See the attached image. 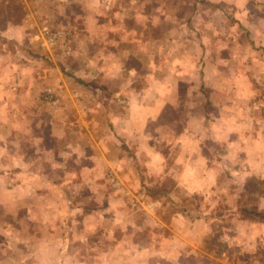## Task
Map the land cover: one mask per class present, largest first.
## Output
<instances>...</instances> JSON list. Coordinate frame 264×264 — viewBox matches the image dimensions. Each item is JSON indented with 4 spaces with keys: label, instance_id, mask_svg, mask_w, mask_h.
Returning <instances> with one entry per match:
<instances>
[{
    "label": "clouds",
    "instance_id": "9594fccd",
    "mask_svg": "<svg viewBox=\"0 0 264 264\" xmlns=\"http://www.w3.org/2000/svg\"><path fill=\"white\" fill-rule=\"evenodd\" d=\"M208 3L223 7H197L191 28L162 7L145 15L138 0H33L26 20L0 25V206L20 225L0 223V264H179L202 240L256 252L264 224H248L238 201L247 181L264 182V0ZM161 15L174 25L169 38L146 42ZM127 19L142 31H126ZM109 33L134 51H121ZM136 56L142 62L130 63ZM46 57L70 73L55 75L60 95L62 83L73 87L80 110L98 122L95 140L78 132L65 143L64 163L51 152L26 161L20 148ZM184 93L187 119L160 124ZM60 104L50 100L48 110L63 123ZM56 135L65 139L63 129ZM73 156L79 173L65 171ZM254 196L264 214V195Z\"/></svg>",
    "mask_w": 264,
    "mask_h": 264
},
{
    "label": "rangeland",
    "instance_id": "374dc122",
    "mask_svg": "<svg viewBox=\"0 0 264 264\" xmlns=\"http://www.w3.org/2000/svg\"><path fill=\"white\" fill-rule=\"evenodd\" d=\"M19 2V0H17ZM129 1V0H127ZM137 7L140 5H143V11L145 15L152 16V15H160L156 12V7L152 6L150 2L147 3H139ZM167 3H173L175 0H166ZM180 5H178L177 8H169L172 10V12H176V15L174 14V17L178 20H184L188 18L189 21V27L191 28V17L190 14L194 13L196 8L199 6L204 7H212L213 9L216 7H221L220 5H210L208 3V0H196V4L193 7H189L190 0H179ZM16 2V1H13ZM11 5V6H5L6 9L9 10L13 15H19L22 12V7L18 4ZM256 2V0H252V3H250L248 6L250 8L253 7V4ZM148 4V5H147ZM176 10V11H175ZM255 10V9H253ZM260 15H264V13H259ZM62 19V18H61ZM207 19V17H205ZM231 19V18H230ZM161 25L157 28H152L151 23H149L148 28L149 31L145 33V41L152 40L154 42L162 41L165 38L168 37V33L174 25L171 23H165L164 22V16H160ZM73 28L76 29V31H80L77 25L72 24ZM126 27H128L129 31L136 30L137 33L141 32L142 29L139 28V26L136 25L134 20H130L126 24ZM74 34V33H73ZM119 36L117 34H110L108 35V39L115 40L116 37ZM115 42L118 44L119 49L121 51H124L128 47V51H134V45L128 42H123L121 40H115ZM101 47V46H100ZM113 52H115L116 48H110ZM222 58L227 59V56L225 53H221ZM142 62V58L139 56L136 57H130V63L133 64H139ZM54 64L53 60L50 58H45V64L40 67L38 72L36 73V76H38L39 79L44 78V74H47L50 72L48 68L49 65ZM55 65V64H54ZM60 73H63L65 76L70 75V73H65L63 68H59ZM59 74V72H57ZM51 76V75H50ZM81 84L83 81L80 82ZM88 87H93V85H88ZM46 88H49L51 90V99H44L43 96L45 95ZM64 95L61 96L56 92L55 89L52 88L51 85L49 87L40 86L36 90V93L38 92L39 99L41 100V103H38L36 111L38 112V120H33V126L36 129H44L46 134H49L51 132L50 137H46L44 139L42 136L38 137L42 140V147L48 146V150L51 148L53 158L58 163H64L63 159L59 156V152L61 150L67 151L68 149L64 148V145L66 142H71L75 139V133H78L79 130L84 129L85 133L84 135L88 136L89 139L95 140V133L97 130L98 122L93 121L91 114H84L80 110V105L83 102L82 97H77L73 91V87L66 86V89H64ZM207 95V93H204ZM193 96H195V93H193ZM61 101L60 106L64 109L62 121L57 120L51 111L48 110V102L49 101ZM189 97L186 95V93L181 95L180 98V109L178 112H174L171 105H168V110L166 112H162L161 116L159 118V123L162 125H172V122L174 120H178L181 118H184L185 120L187 117L185 116V112L188 111V109L185 107L186 103L188 102ZM194 103H198V101H192ZM193 115H198L200 112L199 107H197L194 110H191ZM50 115V118L46 120L47 118L45 116H42L43 114ZM163 116H165L163 118ZM41 121H43L41 123ZM39 124V127H37V124ZM58 129H63L65 139L60 140L58 139L56 133ZM43 131V130H42ZM43 131V132H44ZM207 144L209 147H215L212 145L211 141H207ZM12 149V147H11ZM23 152L26 153L28 156L32 152H35V148L30 151V145L29 143L26 144L25 147L22 148ZM34 150V152H33ZM92 148L86 146V151L88 154H92ZM206 156L210 155L208 149H205ZM31 155V154H30ZM76 157L73 156L70 160L67 161V166L65 171L68 173L71 172H77L79 173L82 171V169L77 168V166L73 163L75 161ZM84 163L91 167V162L84 161ZM49 170V169H48ZM51 172V169H50ZM60 175H63L64 173H59ZM261 188L264 187V182L259 185ZM259 186L256 184H253L251 180L247 181L245 184V193H247V199L244 198L245 193H242L241 200L238 201L240 204V211L243 213V219L250 225L252 224H264L263 221H260V218L248 211H255L252 207V202L255 199L254 194L258 193ZM91 195L90 190H85L81 196L83 198H88ZM25 211L26 209H20L18 213V218L23 222V219L25 218ZM256 212V211H255ZM258 213V212H256ZM262 215L261 213H259ZM5 222H11L14 226L20 227V225H17L15 221L12 220V217L8 214H6L5 209L0 206V223ZM235 232L230 233V235L235 236ZM3 238L0 237V240ZM23 247V245H21ZM187 250L189 252H193L192 256H181L179 264H264V241H260L258 239V247L256 252H245L241 247H233L229 248L226 242H215V240H202L198 244H191L188 245Z\"/></svg>",
    "mask_w": 264,
    "mask_h": 264
},
{
    "label": "crops",
    "instance_id": "0c3cea01",
    "mask_svg": "<svg viewBox=\"0 0 264 264\" xmlns=\"http://www.w3.org/2000/svg\"><path fill=\"white\" fill-rule=\"evenodd\" d=\"M13 1L18 2L17 0H0V25H3L4 22L6 20H9V19H11L13 21H17L19 19L26 20L31 15V13H32V7L31 6H32L33 0H19L18 4L20 3L19 5L23 9L22 12L19 15H13L9 10H6V11L4 10V8L6 9L5 6H7V5L8 6H11V5L14 6V4H17L16 2H13ZM147 2H150L152 6L156 7V9L157 8H161V7L164 8L167 12H169V14H172V15H174V14L176 15V12L175 13L172 12V10L169 9V8H177L178 5H180V1L179 0H175L174 1V4L173 3H167L166 0H141V1H139V3H141V4H143V3L145 4ZM124 3H125V5H127L128 3H130V0L129 1L124 0ZM220 6L223 7V5H220ZM73 7H75V6H73ZM109 19H111V17H109ZM130 20H133V19H127L124 22L126 31H129L128 27H126V24L128 22H130ZM111 22H112L113 25L116 24V21L115 20H111ZM71 23L72 24H75V25L80 24V22H78L75 19V17H72ZM105 23H107V21L105 19H101L100 22H99V25H103ZM78 28H79L80 31H85V29L82 26V24ZM37 34H38V32H37ZM110 34H113V33H109V35ZM115 40H120V36H117ZM100 46L102 47V45H100L99 42H97L96 47H100ZM110 48H111V46H109V50L112 51V49H110ZM124 51H128V47ZM47 69H49L50 72L48 73V75L47 74H44L43 75L44 78L39 79L38 76H36V74H35V78H36V80L38 82V85H40L41 87L42 86L49 87V85H51L52 88L55 89L58 94H60L59 91L57 90L56 78H55V75L57 74V72L60 73V69H56L54 64L49 65ZM53 69H55V73L53 72ZM29 87H32V85H29ZM61 87L63 88V90L66 89V85H64L63 83L61 84ZM64 92H65V90H64ZM35 99H36V107L30 110L32 114L31 115H28L27 112L25 113V116H26L27 120L29 121V123H28L27 126L31 130V135H30V137L29 136H22L21 137V140H20V148H21V151L23 152L22 148L25 147L26 144L29 143V145H30V151H31L32 149L35 148V147H33V142L34 141H40V143L38 145H36V147H39L42 151L40 153H37L36 152V148H35V152L33 150L34 153L31 152L30 153L31 155L29 154V156H28L25 153V159H26V161L27 160L42 159L44 153H47V152H51L52 153L51 148L48 150V146L42 147V140L38 138V137H41L42 136L44 139H46V137H50L51 136V132L49 134H46V132L44 131V129H36L33 126V120L36 121V120L39 119L38 116H41V115H38L37 114L38 112L36 111V108H37L38 103H41V100L39 99V96H38V92L36 93V91H35ZM168 108L169 107L167 105L165 107L164 112H166L168 110ZM42 116H45L47 118L46 120H48L50 118V115H48L46 113L43 114ZM164 117L165 116H163V118ZM34 124H37V123L35 122ZM78 132H81L83 134L85 133V131H84L83 128H82V130H79ZM15 137H16V133L15 132H13V135L9 137L10 143H9L8 147H9V151H12V152H14L15 149L12 147L11 141ZM0 146H3V145L0 144ZM11 147H12V149H11ZM43 167H44L45 171L49 174V176L51 178V176L53 174L50 172V166L47 163H44ZM52 195H53V197L55 196V194H52Z\"/></svg>",
    "mask_w": 264,
    "mask_h": 264
},
{
    "label": "trees",
    "instance_id": "16d2710c",
    "mask_svg": "<svg viewBox=\"0 0 264 264\" xmlns=\"http://www.w3.org/2000/svg\"><path fill=\"white\" fill-rule=\"evenodd\" d=\"M251 181L253 182V184H256L258 186L263 183V182L258 183L255 178L251 179ZM258 193L264 195V187L261 188L259 186ZM248 212H250V214L253 213V214L257 215L260 218V221L264 222V214L260 215L259 213H256L255 211H248Z\"/></svg>",
    "mask_w": 264,
    "mask_h": 264
},
{
    "label": "built area",
    "instance_id": "2783aa9c",
    "mask_svg": "<svg viewBox=\"0 0 264 264\" xmlns=\"http://www.w3.org/2000/svg\"><path fill=\"white\" fill-rule=\"evenodd\" d=\"M44 99H51V90L46 88L45 95L43 96Z\"/></svg>",
    "mask_w": 264,
    "mask_h": 264
}]
</instances>
